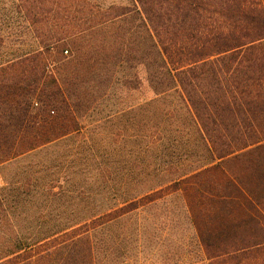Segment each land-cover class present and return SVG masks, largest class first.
<instances>
[{"label":"trees","instance_id":"16d2710c","mask_svg":"<svg viewBox=\"0 0 264 264\" xmlns=\"http://www.w3.org/2000/svg\"><path fill=\"white\" fill-rule=\"evenodd\" d=\"M3 49L0 264H264V0H0Z\"/></svg>","mask_w":264,"mask_h":264},{"label":"rangeland","instance_id":"374dc122","mask_svg":"<svg viewBox=\"0 0 264 264\" xmlns=\"http://www.w3.org/2000/svg\"><path fill=\"white\" fill-rule=\"evenodd\" d=\"M107 1L109 3L112 0ZM4 51V49L0 50V54ZM64 55H67V53L65 52ZM127 75H129L127 65L121 66L117 75V80L119 82L112 87L107 98L96 101L92 111H90V114L86 118L88 124L92 126L102 124L108 117L113 116L120 111L139 106L149 99V90H128L122 86L120 82L125 79ZM97 131L98 133L101 132V136L104 135V128H100ZM9 168L0 166V188L5 186L6 177H11L16 173L14 166L10 167L9 165Z\"/></svg>","mask_w":264,"mask_h":264}]
</instances>
